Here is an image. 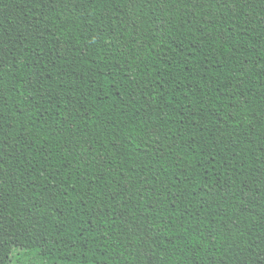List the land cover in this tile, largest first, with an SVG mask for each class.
<instances>
[{
	"label": "trees",
	"instance_id": "obj_1",
	"mask_svg": "<svg viewBox=\"0 0 264 264\" xmlns=\"http://www.w3.org/2000/svg\"><path fill=\"white\" fill-rule=\"evenodd\" d=\"M0 264H264V0H0Z\"/></svg>",
	"mask_w": 264,
	"mask_h": 264
}]
</instances>
